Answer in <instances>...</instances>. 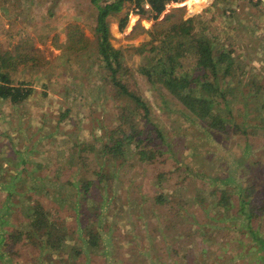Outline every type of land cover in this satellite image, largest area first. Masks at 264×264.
I'll list each match as a JSON object with an SVG mask.
<instances>
[{
	"label": "rangeland",
	"instance_id": "374dc122",
	"mask_svg": "<svg viewBox=\"0 0 264 264\" xmlns=\"http://www.w3.org/2000/svg\"><path fill=\"white\" fill-rule=\"evenodd\" d=\"M246 4L254 12L243 14ZM142 5L149 10L146 0ZM132 7L135 2L126 0L122 12L128 8V18L122 30L117 16L107 18L115 48L138 46L150 38L153 27L198 13L208 18L207 31L216 37V47L233 46L232 71L223 79L217 70L215 79L226 96H220L221 90L212 95L226 132L206 125L210 119L188 117L180 104L168 94L158 97L135 72L150 105L149 121L162 133L168 159L163 165L138 161L127 174L119 162L113 164L111 179L93 184L82 206L77 182L81 176H95L91 169L82 173L77 167L78 145L105 138L118 124L111 89L98 82L94 8L89 0H0V55L14 59L6 68L13 84L31 89L21 104L0 99V234L5 241L0 243V264H73L68 254L81 246L80 264H128L137 249L143 257L133 264H264V62L255 56L263 50L264 39L258 43L249 29L262 19L258 10L264 11V2L172 0L156 20L149 12L147 17L135 14ZM165 15L171 22L163 20ZM195 25L198 29L197 20ZM258 32L262 35L264 30ZM137 61L135 54L133 62ZM192 65L186 63L185 68ZM120 102L132 105L130 99ZM127 156L138 158L133 146ZM93 158L101 166L98 150ZM38 162L42 167L35 170ZM53 163L58 170L66 168L64 164L73 167L65 173L73 181L68 190L51 182ZM221 191L224 208L217 206ZM161 192L166 200L158 204L154 195ZM242 199L246 208L250 200L259 219L249 221L243 214ZM71 201H77V207ZM36 202L57 213L49 219L69 246H46L34 233L31 240L23 236L18 244L7 238L15 229H30L24 222ZM67 205L74 206L75 216L69 207L64 210ZM91 228L99 233L100 245L88 248Z\"/></svg>",
	"mask_w": 264,
	"mask_h": 264
},
{
	"label": "trees",
	"instance_id": "16d2710c",
	"mask_svg": "<svg viewBox=\"0 0 264 264\" xmlns=\"http://www.w3.org/2000/svg\"><path fill=\"white\" fill-rule=\"evenodd\" d=\"M133 1L135 2V7L138 8L137 14H143V16L147 17L145 14L149 12L151 14L150 17L156 20L165 10L167 2L172 0H146L149 10L143 7V0ZM125 2L126 0H89L90 8H94L93 14L96 20L93 33L96 37L97 58L95 61L98 62L100 69L99 79L101 80L98 82L100 86L108 85L111 89L112 95L115 98L114 110H117L118 124L114 128L107 130L105 138L98 137L91 142L87 140L79 141V164L77 167L82 170V173H86L91 169L92 176H95V179L81 176L77 182V187L81 191L79 203L82 206L84 205L86 194L93 184L99 183L100 185L101 181L105 180L108 182L111 179L113 164L119 162V165L124 167L123 174H127L128 170L133 169L135 163L138 161H147L152 165H163L168 159L164 146L160 141L162 133H160L157 126L152 125L149 121L150 105L142 93L141 83L136 77L135 72L139 74L142 81L145 80L149 89L157 92L158 97L162 95L166 97V94H168L172 100L180 104L188 117L204 122L210 119L209 122H206V125L226 132L223 121L218 120L219 115L215 113L216 102L212 98V95L213 92L221 90L220 96L222 98L226 96L224 88L219 89L215 79L218 76L217 70L222 73L223 79L232 71L235 62L230 57L233 52V46L229 45V50L220 45L216 47V37L210 35L207 31L209 27L208 18L203 13H198L186 20L179 19L173 23L169 20L170 15H165L163 20H169L167 22L171 23L167 24L168 26L160 24L159 28H156L158 26L153 27L149 31L151 35L148 40L141 42L138 46L128 47L126 50L115 48L110 43L107 18L110 15L117 16L118 28L122 30L128 18V8L122 12ZM196 20L200 24L198 29L195 28ZM80 35L86 43L90 42L89 39L83 36L82 32H80ZM134 53L139 57V61L137 62H133ZM12 60L14 59L10 57L4 58L0 55V99H5L12 105H16L25 102L31 93V89L20 84H13L9 70L6 69L11 67L8 61ZM17 60H23V58L18 57ZM126 60H131L132 63L128 64ZM186 63H192L193 65L185 68ZM192 67L194 70L190 71L189 69ZM191 72L195 73L191 74ZM212 81L214 83H211ZM122 98L130 99L132 105H122L120 102ZM69 111L70 107L66 112L68 113ZM244 133L246 134V132ZM130 146H133L137 151V159H131L127 156ZM95 150H98L101 155V166L93 158ZM41 162H38L35 170L42 167ZM26 163L22 161V164L25 165ZM53 164L54 166L51 169L53 174L51 179L53 181L51 182L56 184V186H58V183L66 185V190H68V187L73 184L69 173L67 174L70 176L69 178L65 174L67 167L69 168L70 166L64 164L66 168L58 170L55 168L57 164ZM70 168L73 169V167ZM24 172L27 173L26 171ZM63 175L65 176L63 177ZM199 175L200 178L204 177L202 173H199ZM163 177L164 173L161 174L159 179ZM46 178L47 176L43 175L42 179L44 181ZM32 188L34 187H30L29 189ZM221 193L223 197L217 200V206L221 205L224 208L225 204L223 203L225 202L223 198L225 194L223 191ZM51 199L56 200V194H51ZM154 200L158 204H163L166 199L163 192H161L154 195ZM242 201L241 204L244 206L243 214H245L249 221L259 219L256 215L258 212H254L255 209L249 202L250 200L247 203V208L244 199ZM71 203L77 207V201H71ZM6 205H8V202H6ZM45 205H40V203L36 202L33 209L28 210L27 219L24 223L29 226V230L18 231L15 229L11 234L7 235V238L11 239L13 243L18 244L21 242L23 236L31 240L32 233H34L40 236L46 246L49 245L56 249L69 246L70 242L67 241L61 230H58L60 228L49 219V216H55L57 213L45 210ZM74 206L69 207L67 205L64 210L70 209L73 215ZM78 210L82 211L81 207H78ZM1 224L2 221L0 222ZM205 225H202V228ZM249 226L247 225L246 228H249ZM93 229L91 228L86 235L88 248L100 245V235L98 232H94L93 234L95 230ZM38 232H41V234ZM166 233L171 236L172 240L177 239L176 233H171L168 230H166ZM249 233H251L250 229ZM0 236V243L2 244L5 242L4 235L0 234ZM34 242L32 241L31 244H34ZM73 243L77 246L80 245L77 241H73ZM83 252L84 249L81 246L75 249L74 253H69V257L68 255L66 256L68 258L74 257L73 264H78L79 257H83ZM130 255L131 258L127 261L128 264H133L143 257L139 249ZM164 256L165 253L162 257ZM173 264L177 263L174 262Z\"/></svg>",
	"mask_w": 264,
	"mask_h": 264
},
{
	"label": "crops",
	"instance_id": "0c3cea01",
	"mask_svg": "<svg viewBox=\"0 0 264 264\" xmlns=\"http://www.w3.org/2000/svg\"><path fill=\"white\" fill-rule=\"evenodd\" d=\"M206 1H208V0H206ZM262 10H264V9H262ZM246 11H247V13L248 12H254V9L249 5V4H246L244 7H243V14H244V12L246 13ZM258 12L259 13H261L262 15H260V16H262V19L264 18V11H262V12H260L259 10H258ZM259 16V15H258ZM242 18H245V17H242ZM262 19H260L259 17L256 19L257 21H256V23H255V25L257 26V28H256V26H252V27H250L249 29L251 30V33L254 35V36H256L257 38H258V40H257V42L258 43H261L262 42V40L264 39V32L262 33V35H261V33L260 32H258V30H264V21H262ZM247 20V21H246ZM245 23H248V22H252V21H250L249 19H245ZM246 25V24H245ZM247 29H248V27L247 26H245ZM255 56H257L258 58H259V61H263L264 62V48H263V50H261V51H257L256 53H255ZM261 57V58H260ZM263 64V63H262ZM250 70V67L247 69V71H249ZM264 85V84H263ZM84 257V256H83ZM83 261V260H82Z\"/></svg>",
	"mask_w": 264,
	"mask_h": 264
},
{
	"label": "built area",
	"instance_id": "2783aa9c",
	"mask_svg": "<svg viewBox=\"0 0 264 264\" xmlns=\"http://www.w3.org/2000/svg\"><path fill=\"white\" fill-rule=\"evenodd\" d=\"M252 1H258V0H252ZM259 1L264 2V0H259ZM133 8H134V10H133ZM133 8H132V10L135 12V14H137L138 8L137 7H133Z\"/></svg>",
	"mask_w": 264,
	"mask_h": 264
}]
</instances>
